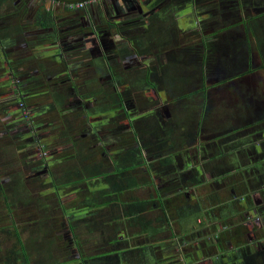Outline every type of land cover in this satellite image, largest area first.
<instances>
[{
    "label": "flooded vegetation",
    "instance_id": "flooded-vegetation-1",
    "mask_svg": "<svg viewBox=\"0 0 264 264\" xmlns=\"http://www.w3.org/2000/svg\"><path fill=\"white\" fill-rule=\"evenodd\" d=\"M5 2L13 10L12 28L0 35V151L15 168L0 165V264H83L85 254L94 258L110 249L114 253L94 264H153L155 255L166 259L161 264H264V159L258 152L264 154V142L254 141L247 154L243 140L231 145L247 157L246 169L257 173L253 190L241 187L238 195L232 189L233 201L203 205L208 211L198 220L190 212L198 208L194 190L204 185L205 174L209 181L217 178L196 163L187 142L179 146L174 139L186 120L180 116H192L178 109L188 97L182 98L186 79L179 67L185 52L176 41L198 34L193 12L178 15L174 0ZM207 39L200 42L204 52ZM148 120L150 126H143ZM139 127L145 146L134 137ZM190 131L197 138L196 126ZM231 131L225 138L221 133L222 148L241 138L243 129ZM102 173H109L108 186L121 191L120 206L111 200L90 208L99 200L97 191L82 189L85 178ZM68 174L81 181L67 182ZM140 190L149 192L147 198L136 194ZM78 196L84 199L73 206L90 211L71 221L64 209ZM54 197L62 205L54 206ZM135 198L150 199L138 206V219L131 213L125 220ZM170 199L174 203L166 205ZM33 208L35 217L19 214ZM59 209L63 216L56 218ZM236 217L242 221L231 220ZM206 224L213 228L207 237ZM167 233L169 240L161 236Z\"/></svg>",
    "mask_w": 264,
    "mask_h": 264
},
{
    "label": "rangeland",
    "instance_id": "rangeland-1",
    "mask_svg": "<svg viewBox=\"0 0 264 264\" xmlns=\"http://www.w3.org/2000/svg\"><path fill=\"white\" fill-rule=\"evenodd\" d=\"M174 1H176L177 3L176 11L178 15L193 12L192 23L194 24V28H197L196 30H198V34H196V36L183 35L182 37H180V39L177 38L176 41V43L180 45L179 51L181 52V54L185 52L183 53L182 57L180 56V52H178L181 58L179 67L180 71L182 72V78L186 79V82L181 86V94L183 95L182 98L192 94L190 98H185L181 102H179L178 109H183V113H186L188 115L190 114L192 116H180L181 119L185 118L186 120H183L182 122L180 119L181 127L178 130V136L176 134L174 136V139L179 146H184V144L187 142L185 144V147L189 148L192 155L195 156L196 163L203 165L207 172L209 170V172L217 174V178L213 181H209L208 176H206L205 174L206 179L204 185L194 190V194L197 197L195 201H193V204H196V200L201 201L207 208H209L211 205L218 206V204H228V202L234 200L232 189H236V192L239 195L241 187H245V190H251L252 187H254L250 186L249 184L251 180L257 175L256 171L254 173L253 170L246 169V165L243 164H246V162H248L247 157H245L244 153L241 154L238 152L239 148L237 146H232L236 144L237 141L243 140V136H246V138L249 139L254 134L256 136L255 139L252 138L250 139L251 141L248 140L250 142L247 141L248 143L244 144V147H242L246 149L243 150V152L246 151L247 154V152L251 151L249 147L254 146V141H258V143L260 144L264 142V136H257V134H264V121H258L264 116V68L259 67L262 64V60L259 59L257 55L255 56L254 64L252 65L255 69L254 72L247 73L246 71L250 67H247L246 63L242 64V60L239 59H235V61L232 60L231 65H237L239 67L237 68V70L239 71L235 73L229 70H222L218 67L228 62V59L225 57V55L228 54L229 51L230 55H232L231 49L234 48V46L237 47V44L241 43L245 39L246 34L241 21L244 17H246V13L247 15L252 13L251 16L255 17L263 15L264 0H244L243 3H241L240 0V6H236V4L238 3L237 0H222L220 5L217 4V2H220L218 0H214L217 2L209 0V4L203 6H195L191 3L187 4V2L184 3L183 0ZM216 4V8L210 9L211 7H213V5ZM242 8H245V10ZM222 14L224 15L222 16ZM203 19H205L206 21H204ZM248 22L249 21L243 23L246 24ZM263 22L264 16H262L260 20V23ZM261 34V41H264L263 30ZM204 36L208 38L207 42L209 44H207L206 46V49L209 50L206 60H203L202 57L204 48L200 47V42L202 38H204ZM175 39L176 38L172 37L169 41L175 43ZM232 40L235 41V44H233ZM224 60H226L227 62H225ZM1 63L2 62L0 61V65ZM231 68L232 67H230V69ZM233 69L234 68H232V70ZM234 74L241 75L231 78ZM206 75L208 76V80H205V82H203L201 77ZM2 83L4 82H2V80L0 79V84ZM204 84L208 87L205 99L202 98L201 94H194V92L200 90L202 85ZM254 106L258 107L255 113L256 119H254L251 113L253 108L255 109ZM191 117L193 121L192 125L190 122ZM143 126H150V121H146ZM195 126L197 130V138L189 137V134L192 132L190 131V129H193L194 131ZM236 126H239L240 128L242 127L243 129V131L241 132V138L239 137L238 139L237 136V138L232 139L233 142L230 141L229 144L223 145L224 147L222 148V141H220L221 133H223L222 136L225 138L226 130L228 129L231 134V129ZM134 137L138 139L141 145L143 141L144 146L148 141V139L146 138V133L142 131L140 127L138 128L137 134L134 135ZM132 140L133 141L131 142V144H133L134 142V139ZM189 141L191 142L189 143ZM227 146L230 147L227 148ZM220 151H223L221 155L218 154L220 153ZM258 152L262 159H264V154L262 155V151L259 150ZM73 155L74 153L72 154V156ZM169 155L172 158L174 153L171 152L169 153ZM2 157L3 156H1L0 151V165L2 166V164L4 163V167L7 168L6 164H10L11 159H9L8 162L4 161ZM81 159L83 160V157H81ZM225 162L226 165H223L222 169H220L222 163L224 164ZM10 165L11 167L8 171H13L15 166L13 164ZM71 166L75 168L76 166H78V164L73 163V165ZM4 167L1 168L2 172H4ZM221 171L225 173L228 172L229 175H227L224 180L221 178L222 181H218L220 180L219 173ZM108 175L109 173H102V175H99V178H85L86 184L84 183L85 187H83L82 189L88 187L92 191H97L96 193L99 200L98 202L92 201V207L90 208L106 207L110 204L111 200L113 202H116V204L119 206L122 204V200L119 195L121 191L117 190L118 188L115 189V186H108L107 182L105 181V178ZM66 179L68 180L67 182L70 181V174H68ZM130 182L132 181L129 180V183ZM71 188L69 189V193H74L75 189ZM76 190H78V188ZM136 194H138V196L147 198L149 192H141L140 190ZM210 196H212V198H210ZM213 196H215V199ZM90 197L91 196H88L87 198ZM115 197H118L120 199L116 200ZM239 198L236 199L238 200ZM83 199L84 196L76 197L75 202H72L71 199L70 203L68 204L70 207L64 209L65 211H67L66 215L71 218V221L75 219L74 217L77 218L82 214H84L85 216V214L90 211V208H83L78 210L77 206H73V204H79V201L81 203ZM182 199L184 198L182 197ZM53 204L54 206L61 205L60 201H58L57 198H55ZM124 210H126V207L124 208ZM132 210L133 208L129 206L127 213L123 215L125 217V220L131 219L130 215L132 213ZM36 212L37 208H33L31 212L19 209V214L21 215H26L28 213V216H23L24 219L28 217H35ZM62 216V209L55 211L56 218H61ZM0 217L2 218V215ZM231 220L236 221L237 223H240L242 221L239 217H236L235 219L232 218ZM97 221H99V219ZM100 221L102 222L103 219H100ZM204 226V229L206 230V227H208L207 224ZM211 231H213L212 227L207 228L204 235L206 237L209 236L210 233H212ZM119 233L121 234L122 232ZM143 233L146 232L144 231ZM161 236H163V238H167V240H169L170 237L168 233L161 234ZM142 242V237L134 240L135 245ZM113 245L111 244L110 247H113ZM107 246L108 245L106 244L105 248ZM104 252L105 253L97 254L96 256H94V258H91L93 257L92 255L89 256L85 254L80 263L83 262V264H94V262L96 261H101L98 258L105 259L110 254L114 253L111 251V249ZM209 252H215V248H210L208 250V253ZM155 256L157 257V260L153 264L165 263L166 259H164L162 255ZM255 256L257 257V260H260V256L261 259H263V255L256 254ZM148 262H150L149 264H152V260Z\"/></svg>",
    "mask_w": 264,
    "mask_h": 264
},
{
    "label": "trees",
    "instance_id": "trees-1",
    "mask_svg": "<svg viewBox=\"0 0 264 264\" xmlns=\"http://www.w3.org/2000/svg\"><path fill=\"white\" fill-rule=\"evenodd\" d=\"M262 16H264V13H263V15H261L259 17H255L254 19L249 20L248 23L244 24V31H245V34H246L245 35V39L242 41L241 46L237 47V48H239L238 50L233 51V52L231 51L232 55L228 54V56H227V59H228L227 61L228 62L226 60H224L227 63L222 65V66H230V67L234 68L232 70V68L230 69V67H228L229 71H232L234 73L239 71V70H237V68H239L237 65H231L232 64V60L235 61V59H239V60H242V62H241L242 64L246 63L247 67H250L246 71L247 73L254 72L255 69H254V67L252 65H253V60H254V57H255L256 53L258 54V56L262 60V64L259 67L260 68H264V41H261V37H262L261 33H262V30L264 31V22L260 23V20H261ZM207 55H208V51L205 50V52L202 54L203 60H206ZM229 63H230V65H229ZM235 66H237V67H235ZM239 75H241V74H236V75L234 74L231 78H234V77L239 76ZM205 80H208V78L205 79ZM205 80L203 82H205ZM207 88L208 87L205 86V84H204V85H202L201 89L195 91L194 94H196V95L197 94H201L202 98L205 99V97L207 95V92H206ZM190 95H192V94H190ZM190 95H187L185 97L189 98ZM254 107H255V109L253 108L251 113H252L254 119H256L255 118V116H256L255 113H256V109L258 107L257 106H254ZM255 121H257V120H255ZM258 121H261V122L264 121V116L261 119H259ZM253 135L249 139L248 138L243 139V141H245V143H247L248 140L253 138ZM220 138H223V137H220ZM250 141H248V142H250ZM222 153H223V151L222 152L220 151V153H218V154L221 155ZM136 161H135V163H137ZM136 165H134V167ZM243 165H246V164H243ZM76 175H74V174L70 175V177H71V179L69 181L70 183L73 184V183H76L77 181H81V178H80L81 176H78V178H77ZM219 175H220V178L225 179L226 176L229 175V173L228 172L225 173V172L221 171L219 173ZM134 183H135V181H134ZM201 183H203V182L201 180H199V184H201ZM114 186H115V188L117 187L116 185H114ZM213 197L215 199V196H213ZM210 198H212V196H210ZM149 199H147V200H149ZM147 200L142 201V200L136 199L135 203L133 202V205L131 207L133 208L132 216H133L134 219H138L140 217L139 214H140L141 210L137 209L138 206H140L141 204L148 203L149 201H147ZM170 200H171L170 203L166 202L165 204L166 205L167 204L170 205L171 203H174L172 201V199H170ZM186 200H187V204H189V200L187 198H186ZM88 202H89V200L86 201L87 204H88ZM200 202H196V204H195V205H198V208H192V210L190 211L191 214H194L195 216L197 215V218H196L197 220L200 217L205 216L207 214V211H208L204 207H202L204 204L202 202L201 203ZM161 204H162V202H161ZM61 205H62V203H61ZM163 206H164V204H163Z\"/></svg>",
    "mask_w": 264,
    "mask_h": 264
},
{
    "label": "crops",
    "instance_id": "crops-1",
    "mask_svg": "<svg viewBox=\"0 0 264 264\" xmlns=\"http://www.w3.org/2000/svg\"><path fill=\"white\" fill-rule=\"evenodd\" d=\"M9 1H12V0H9ZM212 1H214V0H212ZM218 1H222V0H218ZM183 2L184 3L187 2V3H191V4L194 3L195 6H203V5L209 4V0H183ZM214 2H217V1H214ZM12 7H13L12 4H7L5 2V0H0V35L1 36H3V34H5V32L10 31V29L12 28V27L10 28V25H9V23L12 22V19L9 16L12 13V10H13ZM251 14L252 13H250V14L247 15V13H246V17H244L242 19L243 22H246V21H249L251 19H254L255 16H251ZM243 26H244V23H243ZM229 55H230V53H229ZM256 55L258 56L257 53L255 54V56ZM227 56H225V57H227ZM258 58L260 59L259 56H258ZM253 64H254V60H253ZM228 67H230V66H228Z\"/></svg>",
    "mask_w": 264,
    "mask_h": 264
},
{
    "label": "water",
    "instance_id": "water-1",
    "mask_svg": "<svg viewBox=\"0 0 264 264\" xmlns=\"http://www.w3.org/2000/svg\"><path fill=\"white\" fill-rule=\"evenodd\" d=\"M58 1H63L67 4H73V3H79V2H85V1H88V0H58Z\"/></svg>",
    "mask_w": 264,
    "mask_h": 264
},
{
    "label": "built area",
    "instance_id": "built-area-1",
    "mask_svg": "<svg viewBox=\"0 0 264 264\" xmlns=\"http://www.w3.org/2000/svg\"><path fill=\"white\" fill-rule=\"evenodd\" d=\"M89 1H91V2H92V1H95V0H89Z\"/></svg>",
    "mask_w": 264,
    "mask_h": 264
}]
</instances>
